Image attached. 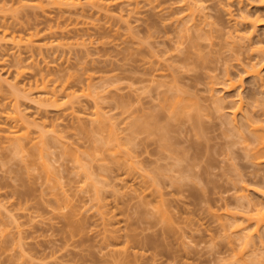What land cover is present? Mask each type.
Masks as SVG:
<instances>
[{"label": "rangeland", "instance_id": "374dc122", "mask_svg": "<svg viewBox=\"0 0 264 264\" xmlns=\"http://www.w3.org/2000/svg\"><path fill=\"white\" fill-rule=\"evenodd\" d=\"M59 1L39 6L38 0H0V81L32 85L35 92L27 96L35 100L44 81L61 94L56 102H33L18 97L8 82L0 84V126L5 129H0V264L236 263L241 245L231 229L225 231L227 224L225 230L221 227L225 212L239 208L236 197L242 186L251 198L260 199L255 189L262 182L253 176L264 177V162L253 165L248 158L246 145L252 142L243 143L252 131H235L229 122L242 97L237 123L249 112L250 121L264 127V115L255 113L264 104L249 98L246 90L252 85L247 82L244 93L239 87V96L223 83L224 71L236 75L238 61L249 55L244 57L233 42V31L241 25L238 4L202 0L207 18L201 22L198 15L186 31L194 38L187 41L189 34L187 39L183 35L182 43L185 0H111L102 14L90 6L84 11L73 6L79 0ZM243 3L244 11H256L252 19L260 18L254 37L264 39V0ZM232 8L236 15L231 19ZM262 70L264 74V61ZM166 91L172 99L185 98V106H177L185 108L176 113L166 108ZM132 93L140 94L139 100ZM141 105L159 112L160 120L151 114L152 120L169 124V132L159 130L167 137L156 133L153 121L156 132H135L133 146L126 136L128 116ZM13 106L27 115L22 124L35 123L29 131L17 125L16 134L30 137L20 149L17 139L6 137L16 123L6 118ZM99 115L107 119L103 125L118 124L122 136L113 137L119 146L123 142L121 149L113 138L111 142L114 132L96 124ZM98 140L107 143L105 150L115 145L120 151L101 150L102 155ZM159 145L165 147L163 154ZM95 154L104 158L93 159ZM260 251L264 263V249ZM251 259L247 263L254 264Z\"/></svg>", "mask_w": 264, "mask_h": 264}, {"label": "bare ground", "instance_id": "6f19581e", "mask_svg": "<svg viewBox=\"0 0 264 264\" xmlns=\"http://www.w3.org/2000/svg\"><path fill=\"white\" fill-rule=\"evenodd\" d=\"M39 1V3L37 4V5H39V6H42V2L43 1H45V0H38ZM50 2H52V3H55V4H60L61 2L59 1V0H49ZM108 0H92L90 3H88V4H83L82 3V1L81 0H79L78 2H72V4H73V6H75L76 8H80V9H82V11H84L85 10V8H87L86 6H90L91 8H92V10H94L96 13H98V14H102L101 12H103L104 13V9H106V8H110V6H111V4H112V2H111V0H110V2L108 1ZM186 1V3H187V5H186V7H187V9H188V12H186L183 16H185L186 18H188V19H186V18H184L183 17V19H185V21L184 20H182L183 22H181V19H182V17H178V18H176V19H173L174 21H175V24H174V26L175 27H178L177 26V24H176V20L178 21V24L181 22V24H182V26L183 25H186L184 28H182V30L181 31H179L180 30V27L179 28H177V29H179L178 31H179V33L180 32H183V34H181L180 35V42H184L185 40H184V37H185V39H187V41H191L192 40V38H194V37H192V38H190V33H186V31L188 30H191L192 29V27H190L191 26V23H193V21H196V19H197V16L199 15V20L201 21V22H204L205 21V18H207L206 17V15H207V12H205L206 11V6H205V4H203L202 3V0H185ZM221 1L222 0H220V3H221ZM243 1L244 0H229V4H230V6L231 5H235V3L234 2H236L237 4H238V6H239V11H240V17H241V25H239L240 23H239V21L237 20L236 22H235V24L236 25H239L240 27H238L237 26V28L235 29V31H233V34H234V37L233 38H236V39H233V42H235V43H237L238 42V45H239V48H241V50L242 51H244L243 53H244V57H245V55H246V52L247 53H249V55H247L246 57H245V59L243 60V56L241 57L242 59H240L238 62H239V64H238V66L240 67L241 66V68L239 69L240 71H239V73L237 72V74L236 75H233V73L229 70V69H226L225 71H224V74H223V76H225L224 77V81H223V83L226 85V87L228 88V89H230V90H233V89H235L236 91L235 92H237L236 94L239 96L240 94H241V92L239 91L240 90V88H243V90H242V92L243 91H245L244 89L245 88H247V87H245V85L247 86L248 84H250V85H252V86H250L249 88H248V90H246L250 95H248L249 96V98H250V96H251V98L250 99H252L253 100V98L255 99V101L254 102H262L261 103V105L262 104H264V74H263V70H262V63H263V61H264V39H261V38H255L254 37V33H255V31H256V26L258 25V24H261L259 21H260V18H259V16H258V14L256 15V18L255 19H252V16H251V14H253L252 13V11L250 12V10H247V11H244L243 10V7H242V5L244 4L243 3ZM247 1V0H246ZM223 2V1H222ZM234 3V4H233ZM245 4H247V3H245ZM232 7V6H231ZM233 9V8H232ZM246 9H248V8H246ZM231 10V9H230ZM234 9L232 10V12L230 11V13L231 14H229L230 16H231V19H232V17H234L235 15L233 14L234 12ZM172 12V11H171ZM106 13V12H105ZM256 14V11H255V13H254V15ZM129 15H131V13H129ZM196 18V19H195ZM195 19V20H194ZM189 20H190V23H188L187 24V22H189ZM187 21V22H186ZM195 23V22H194ZM239 23V24H238ZM196 24L198 25V23L196 22ZM128 25V24H127ZM187 25L189 26V27H187ZM193 25V24H192ZM196 25V26H197ZM194 26V25H193ZM177 29H175V30H177ZM177 31V32H178ZM190 32V31H189ZM185 33V34H184ZM5 34H7V32L5 33ZM187 34H189L188 35V37H187ZM183 35H185L184 37H183ZM187 37V38H186ZM191 39V40H190ZM247 40H249L250 42V44H248L247 43ZM2 42V40L0 39V44H1V46H3V43H1ZM235 45V47L237 46L236 44H234ZM41 48V47H40ZM179 49H181L180 47H179ZM178 49V50H179ZM238 48H236L235 50L237 51V52H241V50L240 49H238ZM33 50V49H32ZM41 50V49H40ZM21 53V52H20ZM33 55V54H32ZM32 55L30 54V57H32ZM18 58H21V56L20 57H18ZM246 59H248V60H246ZM21 60V62L20 63H23V61H22V58L20 59ZM20 60H18V62L20 61ZM242 60V61H241ZM246 60V61H245ZM3 69V68H2ZM2 73V72H1ZM0 73V74H1ZM2 75V74H1ZM1 75H0V77H1ZM7 79V78H6ZM6 79H2L1 78V81H0V84L2 85L3 84V82L4 83H9V86H12V89H14V91H15V93L17 94V96L19 97V96H22V97H24V98H26V99H32L31 101H33V102H40L41 100L43 101V100H45V102H56L57 100H58V98H59V96L61 95V94H58V90H56V88H54V89H48L47 88V84H45V81H44V85H43V89L41 90V92H39V96H37L36 98H37V100H35V97H29L28 98V96L27 95H29L30 96V94H32L33 92H35V89L33 90V88L34 87H32V85L30 86V87H28V88H26V86H24V88H21L22 86H18V85H16V84H11L10 83V81H8V80H6ZM247 79H249L248 81H246ZM223 80V79H222ZM221 80V81H222ZM221 81H220V84H222L221 83ZM245 81V82H244ZM2 82V83H1ZM248 83V84H244V83ZM218 83V82H217ZM216 82L215 83H212V84H217ZM18 84V83H17ZM224 85V86H225ZM213 86V85H212ZM211 86V87H212ZM222 86V85H221ZM223 86V87H224ZM225 87V88H226ZM240 87V88H239ZM214 89H215V87H213ZM212 88V89H213ZM226 88V89H227ZM239 88V89H238ZM157 91V90H156ZM234 91V90H233ZM158 92V91H157ZM159 92H160V90H159ZM158 92V93H159ZM23 93V94H22ZM24 93H26V94H24ZM72 93V92H71ZM71 93H67V95H68V97L70 96V97H74V96H71ZM74 93V92H73ZM72 93V94H73ZM157 93V97H158V95L160 96V93L158 94ZM162 93V92H161ZM166 93V96H165V104L167 105H165V104H163V107H164V109L166 110V108H168L169 110H171L172 111V113H176L177 111H178V109L180 108V109H184L185 107H182L181 108V106L182 105H179V107H177L178 106V104L180 103L181 104V102H183V104L185 103V101H184V99H182L181 98V96H180V98H176V96L174 97L173 96V98L175 99L176 98V100H174V99H172V96L170 95V94H167L168 92L166 91L165 92ZM244 93V92H243ZM37 94V93H36ZM133 94V93H132ZM162 94H164V92L162 93ZM66 95V96H67ZM137 95V94H136ZM140 94H138V96H139ZM167 95H168V97H169V95L171 96V97H169L170 98V100L173 102L172 104L169 102L168 103V100H167ZM131 96V98L133 99V96H134V94H133V96L132 95H130ZM138 96H134V98L136 97L137 99L138 98H140V97H138ZM141 96V95H140ZM167 97V98H166ZM142 98V97H141ZM178 99V100H177ZM139 100V99H138ZM142 100V99H141ZM167 101V102H166ZM238 101H241L240 102V104L239 105H235L237 108L234 110V113L235 114H237L240 110L242 111V107H243V104H242V97H239V99H238ZM234 102V101H233ZM170 104V107H172V109H174V110H172L170 107H169V105L168 104ZM75 103H73L72 105H71V108H73L74 110H77L75 107V105H74ZM174 104V105H173ZM166 106V108H165V106ZM172 105V106H171ZM134 106V105H133ZM136 106V105H135ZM160 106H162V104H160ZM184 106H185V104H184ZM80 108H81V106H79ZM78 107V108H79ZM163 107H161L160 108V110L161 109H163ZM219 107V106H218ZM264 109V105H262V106H260L259 107V109L258 108H256V115L259 117V113L261 114V116H263L264 114V110L262 109V108ZM11 108V112L9 111L8 113H6V118H15L16 119V123H14L13 124V128L12 129H9V131H10V133H12V135H6V137H9V138H15V139H17V148H23L24 147V145H25V142H24V138L25 139H29L30 137L29 136H26V137H24V135L26 134H24V133H22L21 135H18V134H16L17 132H15L16 131V129H17V125H18V127H20V125L22 124V123H26V121L24 120L26 117H23L25 114H23V113H25V112H23V110L21 111L20 110V108L19 107H10ZM13 108V109H12ZM79 108V109H80ZM133 108V107H132ZM131 108V109H132ZM141 108V109H140ZM140 108L138 107V109H137V107L136 108H134V109H130V111H132L131 113H132V115L133 116H131V113H130V116H128V117H132V118H129V120H130V126H128L129 125V123H128V127H130V129H128V130H130V134L129 135H127L126 134V136H128L126 139L127 140H130L131 141V143H132V145L134 146V144H135V142H136V139H137V137H135V138H133L132 136L134 135V134H136L135 132H137L138 133V131H143V132H145V129L147 130L148 129V131H149V133H153L154 134V132H156V131H153V129L151 128V126H150V124L153 126V124H154V122L156 123L155 124V126L158 128V131L156 132V133H158V134H162V136H164V137H167V136H165V133L168 131L169 132V127H167V126H169V124H161V123H158V122H160V121H157V118L159 119V112H157V114H155V112H153V113H151V112H149V111H145L146 109H144L143 110V108H145V107H143V105H141L140 106ZM78 109V110H79ZM164 109L162 110V111H164ZM255 109V108H254ZM262 111H261V110ZM159 110V111H160ZM176 110V111H175ZM171 111H170V113H171ZM240 111V112H241ZM161 112V111H160ZM253 112H254V110H253ZM259 112V113H258ZM263 112V113H262ZM96 114H97V112H95ZM163 113V112H162ZM151 114H155L156 116L155 117H157V118H155L154 117V119L152 120V118H153V115H151ZM161 114V113H160ZM166 113L164 112V115H165ZM235 114L233 115V117L232 118H229L230 120L231 119H233L232 121L233 122H231V121H229L230 123H232V124H235V125H233V126H231V128L232 127H234L235 126V131H240V130H238V129H236V128H238V127H240L239 129H248V131H252V133H253V137H252V135H249L248 137H250L249 139H247V136H246V138H245V140L243 139V138H240V139H243V141H241V142H243L244 143V145L248 142V141H246V140H250L251 142H252V144H253V142H254V144L255 145H253V147H252V144L251 143H249V144H251V147H249L248 148V144L246 145V147L249 149V150H247V148H246V151L248 152L247 154H249V157H248V155H247V157L250 159V162L252 163V161H254L253 162V165L255 164V165H258V163H261L262 161L264 162V127H261V128H259L258 127V125H254L253 123H255V122H253V121H250L251 119H249L252 115H250L249 116V112H247V114L245 113V117L247 118L246 120H249V122L248 121H246L245 120V118H244V116H241L240 115V117H243L242 119H244L243 121H246V122H243L242 121V126H240L241 125V118H240V120H239V122L237 123V119H236V116H235ZM239 114V113H238ZM98 115V114H97ZM242 115H244V114H242ZM25 116H27V115H25ZM148 116H149V118L151 119V121H149L150 119H148ZM100 115L99 116H96L95 118H97V119H99V120H97V119H95V120H97L98 122L96 123V124H98L100 127V129H108V131L109 132H114L113 133V135L111 136H109L110 138H111V142H112V138H113V140H115V138L116 137H113L115 134H118V130H119V128L118 129H116V127L118 126V124H117V126H114V125H116L114 122L113 123H111L110 121H108L105 125L107 126H105V125H103L104 123L103 122H106V120L105 119H103L102 117H100ZM28 118V117H27ZM160 118H161V116H160ZM104 121H103V120ZM28 120V119H27ZM129 120H127V121H129ZM160 120V119H159ZM126 121V122H127ZM154 121V122H153ZM19 122H21V123H19ZM100 122V123H99ZM248 122V123H247ZM250 123H251V128H253L252 130H251V128H250ZM32 124H35V123H33V122H31V124L30 123H28V121H27V124H22V126L23 125H25L27 128V130L29 131V126H31ZM41 124H43V122L41 123ZM110 124V125H109ZM256 124V123H255ZM55 125V124H54ZM101 125H102V127H101ZM161 125V126H160ZM167 125V126H166ZM239 125V126H238ZM248 125V126H247ZM262 125V124H261ZM25 126H23V127H25ZM44 126H46V123L44 122ZM103 126H104V128H103ZM127 126H126V128H127ZM246 126V127H245ZM253 126V127H252ZM260 126V125H259ZM263 126V125H262ZM4 127V126H3ZM248 127V128H247ZM5 128V127H4ZM126 128L124 129V130H126ZM163 128H164V131H166L167 129V131L166 132H164V134H163V131H159V130H163ZM166 128V129H165ZM0 129L1 130H5V129H2V127L0 126ZM110 129V130H109ZM150 129V130H149ZM171 129V128H170ZM233 129V128H232ZM233 129V130H234ZM241 129V130H242ZM153 132H152V131ZM117 131V133H115ZM151 131V132H150ZM119 132H120V130H119ZM147 132V131H146ZM29 133V132H28ZM112 133H110V134H112ZM120 133H122V132H120ZM133 133V134H132ZM241 133V132H240ZM239 133V134H240ZM13 134H15L14 136H13ZM167 134V133H166ZM238 134V135H239ZM29 135V134H28ZM120 137L122 136L121 134H118ZM240 135H242V134H240ZM22 138H21V137ZM135 136V135H134ZM162 136H160L159 135V138H164V137H162ZM243 136V135H242ZM239 137H241V136H239ZM8 138V139H9ZM110 138H109V140H110ZM125 138H124V140H125V142H127V140H126ZM32 139H30V141H31ZM120 140V139H119ZM133 140H135V142L133 141ZM159 140H162V139H159ZM163 140H165V139H163ZM98 141H100V140H98ZM107 141V140H106ZM116 141V143H115V145H118V141H117V139L115 140ZM115 141H113V143L115 142ZM130 141L128 142V143H126V144H129L130 143ZM134 143H133V142ZM166 141H167V138H166ZM101 143H100V145H103V147L105 146L106 147V145H107V143H106V145H105V143H103L104 142V140H101L100 141ZM111 142H108V144H110ZM120 143V146H121V143H123V142H119ZM125 144V145H126ZM163 144V142L162 143H160V145H162ZM164 144H165V142H164ZM166 144L168 145V146H171L170 145V143L169 142H166ZM114 145V144H113ZM114 145V146H115ZM123 145V144H122ZM125 145H124V147H125ZM159 145V148H164V150H163V152H162V154L164 153V151H166L165 150V147H163V146H160ZM98 146V145H97ZM112 146V145H111ZM114 146L112 147L113 149H115V148H118L119 147V149H121L120 148V146L118 145V147H116L115 146V148H114ZM127 146V145H126ZM129 146V145H128ZM127 146V149L129 148ZM250 146V145H249ZM41 148H42V150L44 151V148L42 147V146H40ZM105 147L104 148H102L101 146H99L98 147V149H99V151H101V150H103V151H107V150H109L108 148H107V150H105ZM123 147V148H124ZM40 148V149H41ZM113 149L111 150L112 152H113ZM132 149V148H131ZM167 149V148H166ZM173 149V148H172ZM109 150V151H110ZM126 150V149H125ZM159 150H161V149H159ZM161 150V151H162ZM244 150H245V147H244ZM103 151H101V154H102V152ZM108 151V152H109ZM116 151H120V150H114V152L117 154L118 152H116ZM131 151V150H130ZM43 153H45V152H43ZM43 153H41V154H43ZM122 153H124L122 150H121V152H120V154H122ZM129 153V152H128ZM127 153V154H128ZM132 153V152H131ZM161 153V152H160ZM246 153V152H245ZM99 154V153H98ZM98 154H95L96 156L94 157V156H92L93 157V159L94 158H99V156H101V157H103L104 158V156H102V155H98ZM112 154H114V153H112ZM125 154V153H124ZM123 154V155H124ZM91 155H92V153H91ZM94 155V154H93ZM127 156V155H126ZM129 157H130V160L132 159L131 158V155L129 154L128 155ZM252 156V157H251ZM102 158V159H103ZM251 158H252V160H251ZM132 161V160H131ZM92 162V161H91ZM257 163V164H256ZM257 169H255V172H257L258 173V170L256 171ZM254 171L251 173L252 175H254L253 173H255ZM256 174V173H255ZM259 175H262V174H259ZM253 178H254V180H255V178L257 179L258 178V180H259V182L257 181V180H255L258 184H261V182H262V189L260 188V187H258V188H256L255 190L256 191H259L260 193V195H261V197H260V199H253V198H251L249 195H248V193H246V191H244L245 189H243V188H245V186H242L243 188H241L242 189V192L240 193V195L238 194V196L236 197V201H238L239 203H236V204H238L239 205V208H241V209H243L244 211H242L241 209H239L238 207H236V209L234 210H232V212H231V210L229 211V209H227L226 211H228V212H225L226 213V215H227V218H226V220L223 222L224 223V225H223V223H222V226L221 227H224V230L226 229V226H227V229L225 230L226 232H228L230 229H231V231H229V233L231 232H233L232 234H235L236 236H237V240L239 241V243H240V247H239V249H238V251L235 253L236 254V256H237V261H236V263L237 264H249V263H247L248 261L250 262V259L252 258V256H253V258L254 259H251V261H253V260H255V261H253V263L255 264L256 262H259V263H256V264H264L263 263V260H262V262L260 263V260H261V258H260V256L262 255V251H260V250H263L264 248V231L262 232V234H260V232H261V229L262 230H264V177H263V175H262V178H261V176L260 177H258V175H255V176H253ZM263 179V180H262ZM247 186V185H246ZM247 189H248V186L246 187ZM246 189V190H247ZM235 201V202H236ZM238 205H235V206H238ZM237 208H238V210H241L242 211V214H244V212L246 211L245 209H247L248 210V212L246 211V213H245V215H242L240 212L241 211H239V213L241 214H237L238 213V210H237ZM236 212V213H235ZM248 213V214H247ZM247 214V215H246ZM218 216H221V215H218ZM229 218V220H227ZM231 219V220H230ZM227 221V222H226ZM229 222V223H228ZM227 224V225H226ZM226 225V226H225ZM223 229V228H222ZM228 234V233H227ZM231 243H233V241L232 242H230L229 244H231ZM231 245H234V243L233 244H231ZM230 245V246H231ZM251 245V248L253 249L252 251H249L250 253H247V248L249 247ZM233 246H231L230 248H232ZM241 248V249H240ZM261 248V249H260ZM251 252L253 253V254H251ZM256 252H258V254L256 253ZM255 253V254H254ZM249 254V256L247 257V255ZM257 257H256V256ZM259 255V256H258ZM245 257H246V259H245ZM259 257V259H257ZM249 258V259H248ZM248 259V260H247ZM256 259L258 260V261H256ZM241 260V261H240ZM239 262H241V263H239ZM245 262V263H244ZM236 263H234V264H236ZM250 263H252V262H250Z\"/></svg>", "mask_w": 264, "mask_h": 264}]
</instances>
